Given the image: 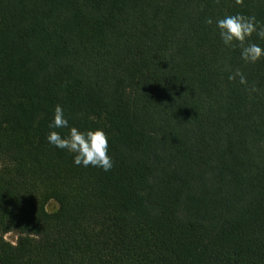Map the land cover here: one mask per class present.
<instances>
[{
	"label": "trees",
	"instance_id": "16d2710c",
	"mask_svg": "<svg viewBox=\"0 0 264 264\" xmlns=\"http://www.w3.org/2000/svg\"><path fill=\"white\" fill-rule=\"evenodd\" d=\"M237 12L264 0H0V264H264V59L205 23ZM56 105L110 172L47 143Z\"/></svg>",
	"mask_w": 264,
	"mask_h": 264
},
{
	"label": "clouds",
	"instance_id": "9594fccd",
	"mask_svg": "<svg viewBox=\"0 0 264 264\" xmlns=\"http://www.w3.org/2000/svg\"><path fill=\"white\" fill-rule=\"evenodd\" d=\"M235 3L241 4L243 0H235ZM205 23L215 24L225 48L232 50L239 48L240 58L244 63L256 64L264 59V47L251 39L255 33L258 39L264 40V23L258 21L254 15L237 12L224 15L215 21L208 17ZM237 78L241 85L248 84L246 76L239 69L228 76L229 81H235ZM248 91L256 92L257 89L253 85ZM49 129L45 137L47 143L72 155L74 165L85 168L91 166L105 173L114 168V161L109 154V137L103 128L81 130L70 126L63 107L56 105ZM52 129H68V132L62 135L61 132Z\"/></svg>",
	"mask_w": 264,
	"mask_h": 264
},
{
	"label": "rangeland",
	"instance_id": "374dc122",
	"mask_svg": "<svg viewBox=\"0 0 264 264\" xmlns=\"http://www.w3.org/2000/svg\"><path fill=\"white\" fill-rule=\"evenodd\" d=\"M46 210L49 212V213H53L57 210V205L55 204V202L51 201L47 204L46 206ZM6 239L9 240V241H14L15 240V237L13 235H7L6 236Z\"/></svg>",
	"mask_w": 264,
	"mask_h": 264
}]
</instances>
